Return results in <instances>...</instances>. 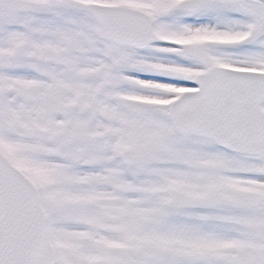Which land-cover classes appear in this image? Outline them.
I'll return each instance as SVG.
<instances>
[{"label": "snow or ice", "instance_id": "snow-or-ice-1", "mask_svg": "<svg viewBox=\"0 0 264 264\" xmlns=\"http://www.w3.org/2000/svg\"><path fill=\"white\" fill-rule=\"evenodd\" d=\"M0 264H264V0H0Z\"/></svg>", "mask_w": 264, "mask_h": 264}]
</instances>
